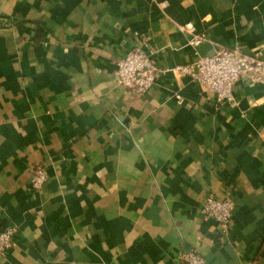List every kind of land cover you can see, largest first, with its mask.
Wrapping results in <instances>:
<instances>
[{"label":"crops","instance_id":"crops-1","mask_svg":"<svg viewBox=\"0 0 264 264\" xmlns=\"http://www.w3.org/2000/svg\"><path fill=\"white\" fill-rule=\"evenodd\" d=\"M189 23L200 55H264V0H0V264H264V84L219 105L171 72L143 96L116 80L138 47L192 62ZM228 194L226 232L201 209Z\"/></svg>","mask_w":264,"mask_h":264},{"label":"built area","instance_id":"built-area-1","mask_svg":"<svg viewBox=\"0 0 264 264\" xmlns=\"http://www.w3.org/2000/svg\"><path fill=\"white\" fill-rule=\"evenodd\" d=\"M161 5L166 7L167 3L163 2ZM181 29L192 36L189 44L196 50L192 62L177 65L172 69H160L153 59L141 47H138L117 60L115 73L117 83L136 95L143 96L156 84L160 73L171 72L175 76L204 86L215 95L219 105L235 102L234 89L241 80L254 85L264 84V55L262 52L244 53L240 48L220 47L215 49L212 55L203 56L197 51V48L205 42L203 36L196 33L191 23L182 26ZM46 179V171L38 167L33 174V189H41ZM235 209L236 203L229 194L223 199L208 195L202 204L201 213L204 220L215 222L228 232L234 219ZM17 234L18 228L14 226L0 232V258L8 256L15 246ZM182 259L186 264H208L196 251L183 254Z\"/></svg>","mask_w":264,"mask_h":264}]
</instances>
